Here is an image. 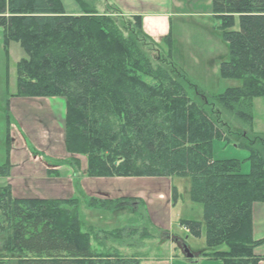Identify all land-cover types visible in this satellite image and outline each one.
Returning <instances> with one entry per match:
<instances>
[{"label": "trees", "instance_id": "16d2710c", "mask_svg": "<svg viewBox=\"0 0 264 264\" xmlns=\"http://www.w3.org/2000/svg\"><path fill=\"white\" fill-rule=\"evenodd\" d=\"M75 1L82 15H66L59 0H0L3 50L14 43L24 54L12 96L63 100L64 149L85 158L88 178L188 179V198L201 206L202 223L180 225L194 238L203 228L202 258L264 261L254 253L264 240L252 237L253 205L264 203V138H249L254 100L264 99V0H211L229 50L219 75L238 83L217 95L202 92L173 63L170 35L156 43L140 17H123L106 0L102 14L89 7L97 0ZM239 123L249 130L237 144L250 152L247 175L238 161L212 157L213 142L227 144ZM5 134L0 178L11 169ZM177 197L171 187L173 205ZM120 200L127 199L89 204L117 208ZM78 205L76 199H17L10 186H0V264H141L101 250L96 230L84 231Z\"/></svg>", "mask_w": 264, "mask_h": 264}, {"label": "rangeland", "instance_id": "374dc122", "mask_svg": "<svg viewBox=\"0 0 264 264\" xmlns=\"http://www.w3.org/2000/svg\"><path fill=\"white\" fill-rule=\"evenodd\" d=\"M173 3L175 7L171 9L181 14L172 19L173 63L207 95L238 86L237 82L219 75V64L229 59V50L222 38L220 22L212 15L211 0H173ZM92 6L101 8L100 14L108 9L105 0H97L89 7ZM22 58L24 54L17 44H10L5 52L0 37V165L5 160V131L10 140L11 163L10 176L0 178V186H10L12 196L17 199H76L79 204L76 211L85 225L84 231L90 226L96 230V244L103 251L112 246L123 255L143 257L142 264H171L175 258L183 259L184 247L199 259L205 251L203 228L200 238H194L178 226L180 220L202 223L201 206L192 204L188 198V179L88 178L85 158L70 156L64 149L63 100L12 96L16 93V64ZM254 102L250 139L264 136L261 99ZM236 126L238 129L230 132L231 140L227 144L213 142L212 157L238 161L240 173L247 175L250 152L237 144L240 136L249 130L240 123ZM249 141L245 143L251 145ZM73 159L78 160V167H73ZM171 187L178 194L173 206L158 198L167 197L169 192L171 196ZM98 194L143 202L136 210L128 203L117 208L92 209L89 199H102ZM100 233L107 237L103 238ZM110 233L117 234L118 238L109 239ZM4 240L0 236V254Z\"/></svg>", "mask_w": 264, "mask_h": 264}, {"label": "crops", "instance_id": "0c3cea01", "mask_svg": "<svg viewBox=\"0 0 264 264\" xmlns=\"http://www.w3.org/2000/svg\"><path fill=\"white\" fill-rule=\"evenodd\" d=\"M106 1L108 2V4L115 7L123 17H127V18L128 17H140L142 31L156 43H160L168 35H170L172 39V24H173L172 19L176 17H180L181 15L178 13V11L172 10L175 7L173 6L174 5L173 0H106ZM59 2L66 15L79 16L83 14V9L81 8V6H79V4L75 0H59ZM98 12H101V8H99ZM261 106L264 110V99H261ZM253 110H254V104H253ZM9 111H10V107H9ZM8 112L7 114H9ZM6 118L8 119L9 117L6 115ZM262 137L264 138V136ZM10 159H11V155H10ZM56 169L58 170L59 168H56ZM169 193L167 197L164 195H160L158 198L162 202L165 201L168 203V205H170L171 196H169ZM98 197L102 198L100 199L101 201H104V200L116 201L117 200V199H111L109 198L110 196L105 195V194H98ZM121 202H124L123 205L125 203H128V205H130L134 210H136L140 205H142L143 200L138 201L136 199H127V200H122ZM181 221H186V220H180L178 222L180 223ZM178 226L181 229H184L179 224ZM100 235H103V238L107 237V235H104L102 233H100ZM252 237L254 241L264 240V203H256L253 205V208H252ZM106 242L107 240L105 239V243ZM108 249H109L108 251H115L122 256H127V255L121 254L119 250H116L112 246L111 248H108ZM105 252H107V250H105ZM254 253L257 256H264V243L258 246L255 249ZM133 256L139 258L141 264L145 261V260L142 261V259H144L143 257H139L137 255H133ZM127 257H130V256H127ZM182 257L183 259L182 258L173 259L172 261H170L171 264H199V263L200 264H222L220 261L208 260L202 257H200L201 259L200 258L197 259V257H195L196 258L195 259L193 257V259H191L192 261L186 262L189 260H187L184 256ZM258 264H264V261H261Z\"/></svg>", "mask_w": 264, "mask_h": 264}, {"label": "water", "instance_id": "95a60500", "mask_svg": "<svg viewBox=\"0 0 264 264\" xmlns=\"http://www.w3.org/2000/svg\"><path fill=\"white\" fill-rule=\"evenodd\" d=\"M183 254L185 255L186 259H192L193 258V255L190 254V252L186 248L183 249Z\"/></svg>", "mask_w": 264, "mask_h": 264}]
</instances>
